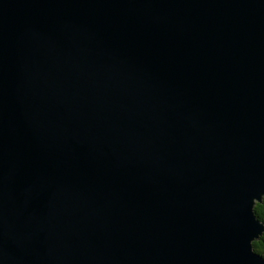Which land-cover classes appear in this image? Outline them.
Returning a JSON list of instances; mask_svg holds the SVG:
<instances>
[{
    "label": "water",
    "instance_id": "95a60500",
    "mask_svg": "<svg viewBox=\"0 0 264 264\" xmlns=\"http://www.w3.org/2000/svg\"><path fill=\"white\" fill-rule=\"evenodd\" d=\"M264 0H0V264H264Z\"/></svg>",
    "mask_w": 264,
    "mask_h": 264
},
{
    "label": "trees",
    "instance_id": "16d2710c",
    "mask_svg": "<svg viewBox=\"0 0 264 264\" xmlns=\"http://www.w3.org/2000/svg\"><path fill=\"white\" fill-rule=\"evenodd\" d=\"M256 216L264 223V196L262 201L256 202L254 205ZM254 249L264 256V230L259 238L252 241Z\"/></svg>",
    "mask_w": 264,
    "mask_h": 264
}]
</instances>
